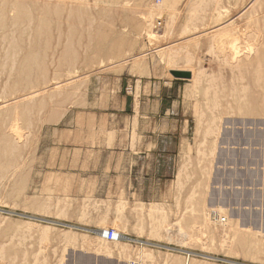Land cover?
<instances>
[{
  "label": "rangeland",
  "instance_id": "rangeland-1",
  "mask_svg": "<svg viewBox=\"0 0 264 264\" xmlns=\"http://www.w3.org/2000/svg\"><path fill=\"white\" fill-rule=\"evenodd\" d=\"M79 1L84 2L0 0V101L36 84L46 87L33 99L0 109V264H77L78 256L89 258L88 264H149L140 258L139 241L149 243L144 251L154 255L153 264H182L185 251L200 264H264L262 102L256 99L259 110L248 111L222 93L246 86L258 90L248 85L249 69L242 64L244 48L264 41V21L248 15L258 5ZM43 14L51 21H40ZM146 14L153 17L150 30L161 36L148 39L140 25ZM44 24L52 30L43 39L37 29ZM217 27L227 39L220 45L213 42ZM227 43H238V67ZM64 46L71 48L63 53ZM32 47L36 52L28 53ZM24 56L35 59L34 65L24 63ZM56 81L60 85L51 87ZM153 114L158 125L166 123L164 115L171 125H188L187 138L165 162L154 158L137 133L153 125ZM14 123L17 138L10 133ZM153 162L156 175H171L170 180L158 197H139L136 190L147 188L139 180ZM207 206L223 209L222 223L232 220L237 230L222 237L201 225L196 209ZM100 227L139 241L126 242V254L110 258L67 242L82 236L93 241L90 231Z\"/></svg>",
  "mask_w": 264,
  "mask_h": 264
},
{
  "label": "bare ground",
  "instance_id": "bare-ground-1",
  "mask_svg": "<svg viewBox=\"0 0 264 264\" xmlns=\"http://www.w3.org/2000/svg\"><path fill=\"white\" fill-rule=\"evenodd\" d=\"M58 1V0H57ZM69 1V0H68ZM75 3H77V4H82L84 1H79V0H73ZM240 1V0H239ZM86 2V1H85ZM96 2V1H95ZM174 2V1H173ZM239 3V2H238ZM243 3H245V2H243ZM237 4V3H236ZM258 5V8L257 9H255L254 7L251 9V11L249 12V19L250 20H252L253 22H256V21H259L260 19L261 20H263L264 21V0H253V3H252V6H254V5ZM123 6V5H122ZM130 7V6H129ZM240 7V6H239ZM18 8H20V7H18ZM263 8V9H262ZM223 9V8H222ZM236 9V8H235ZM68 10V9H67ZM79 10V9H78ZM48 12V11H47ZM123 12V11H122ZM127 12V11H126ZM150 12V11H149ZM128 13V12H127ZM260 13H262V15L261 16H258V14H260ZM11 14V13H10ZM18 14H20V13H17L16 14V16L18 15ZM25 13H21V16H23ZM50 14H51V12H50ZM123 14H124V12H123ZM66 15V14H65ZM41 17H43L42 19L41 18H39L40 19V21H42L43 23L45 22V19H47L49 22L51 21V20H49L50 18L49 17H47V15L46 14H43V16H41ZM51 17H52V14H51ZM170 17H172V15L170 16ZM169 17V18H170ZM49 18V19H48ZM55 18V17H54ZM238 18H240V17H238ZM8 19H10L9 17H8ZM84 19V18H83ZM141 19H142V21H141V26L147 31V36L148 37H150V38H148L149 40L151 39V38H154V37H159V36H161L162 34H155L153 31H151L150 30V25H151V23H152V19H153V17H152V15L150 14H146V15H142L141 16ZM171 19V18H170ZM1 20V19H0ZM59 20V19H58ZM62 20V19H61ZM60 20V21H61ZM85 20V19H84ZM219 20V19H218ZM218 20L217 21H215V22H217L218 23ZM55 21V20H54ZM75 21V20H74ZM139 21V20H138ZM190 21V20H189ZM188 21V22H189ZM198 21V20H197ZM212 21H213V18H212ZM225 21V20H224ZM249 21V20H248ZM4 22V21H3ZM7 22V21H6ZM5 22V23H6ZM170 22H173L172 21V19H171V21ZM208 22V21H207ZM227 22V21H226ZM11 23V22H10ZM9 23V24H10ZM216 23V24H217ZM220 23V22H219ZM233 23V22H232ZM8 24V25H9ZM14 24V23H13ZM53 24V23H52ZM155 24V23H154ZM159 24V23H158ZM185 24V23H184ZM193 24H195L194 22H193ZM51 25V24H50ZM86 25V24H85ZM169 25H170V23H169ZM211 25V24H210ZM213 25V24H212ZM18 27H19V25H17ZM16 26V27H17ZM55 26V27H54ZM155 26V25H154ZM190 26H191V24H190ZM206 26V25H205ZM2 27V26H1ZM30 27V26H29ZM50 27V26H49ZM49 27H47L46 26V24H44V27H40V28H38L37 29V32H38V35H42V37H43V35L44 36H46V38L48 37V34H51L50 32H49ZM78 27V26H77ZM87 27V26H86ZM186 26H183V28L184 29H186L185 28ZM212 27V26H211ZM224 27V26H223ZM228 27H230V26H228ZM15 28V27H14ZM28 28V27H27ZM37 28V27H36ZM53 28H56V24H54L53 25ZM66 28V27H65ZM182 28V29H183ZM205 28V27H204ZM10 29V28H9ZM18 29V28H17ZM17 29H16V31H17ZM19 29H21L20 27H19ZM26 29V28H25ZM30 29V28H29ZM97 29V28H96ZM214 29V28H213ZM212 29V30H213ZM0 30H1V28H0ZM50 30H52V28L50 29ZM55 30V29H54ZM145 30H143V31H145ZM175 30V29H174ZM173 30V31H174ZM221 30V27L220 28H218L217 27V29H216V34L215 35H212L213 36V42H217V43H219V45H220V43H225V42H227V39L225 38V37H222V36H220L218 33H219V31ZM235 30V29H234ZM237 30V29H236ZM2 31V30H1ZM6 32H7V29L5 30ZM182 31H184V30H182ZM186 31H187V29H186ZM195 31H197V30H195ZM204 31H205V29H204ZM230 32L232 31L231 29L229 30ZM9 32V31H8ZM56 32V31H55ZM82 32H83V30H82ZM81 32V33H82ZM188 32V31H187ZM20 33V32H19ZM27 33H28V31H27ZM80 33V32H79ZM78 33V34H79ZM163 33V32H162ZM170 33V32H169ZM185 33V32H184ZM188 33H190V32H188ZM205 33V32H204ZM215 33V32H214ZM240 33V32H239ZM14 34H16V32L14 33ZM56 34V33H55ZM143 34V33H142ZM145 34H146V32H145ZM182 34H183V32H182ZM186 34V33H185ZM184 34V35H185ZM2 35V34H1ZM0 35V36H1ZM5 35H7L6 33H5ZM75 35V34H74ZM82 35H83V33H82ZM97 35V34H96ZM141 35V34H140ZM203 35V34H202ZM13 36H15V35H13ZM22 36V35H21ZM29 36H30V31H29ZM37 36V35H36ZM35 36V37H36ZM56 36V35H55ZM66 36V35H65ZM86 36V35H85ZM201 36V35H200ZM211 36V37H212ZM264 36V35H263ZM20 36H18V38H19ZM23 37V36H22ZM22 37H20V38H22ZM84 37V36H83ZM261 37V36H260ZM5 38V37H4ZM61 38V37H60ZM155 38V39H156ZM190 38V37H189ZM9 39V38H8ZM39 39V38H38ZM43 39H44V37H43ZM43 39H39L40 41L39 42H42V40ZM183 39V38H182ZM199 39V38H198ZM201 39V38H200ZM16 40V39H15ZM264 40V39H263ZM4 41H6V39L4 40ZM152 41H153V39H152ZM200 41V40H199ZM261 40H255V42L254 43H250V44H248L247 45V47L246 48H244L245 50V54H244V57H245V61H243L242 62V64H243V66H245V67H247L249 70L247 71V73H246V75L248 76V78H249V80H250V82L248 83V85H252V86H257L258 87V90H253L252 88H249L248 86H246L245 88L243 87V88H241V89H239V88H233V89H227V90H223V95H224V93H225V97H227V96H232L233 97V100H234V103L239 107V108H246L245 110H248V111H250V110H253V111H258L259 109H257V108H255L256 106L254 105L255 104V101H256V99H258V98H260L261 99V104H262V106H260L261 108V110H259V111H262V112H264L263 110H264V41H262V42H260ZM19 42V41H18ZM46 42V45L48 44V41L46 40L45 41ZM188 41H186V43H187ZM4 43V42H3ZM174 43V42H173ZM183 43V42H182ZM185 43V44H186ZM5 44V43H4ZM17 44V43H16ZM42 44H43V42H42ZM176 44V43H175ZM174 44V45H175ZM180 44V43H179ZM185 44H184V46H185ZM198 44V43H197ZM228 44V48H229V55H230V59L234 62L233 64H234V66L236 67L237 65L239 66V63H240V56H241V53H240V49H239V47H238V43H231L230 45H229V43H227ZM29 45V44H28ZM170 45H171V43H170ZM174 45H173V47H174ZM31 46V45H30ZM32 46H33V44H32ZM41 46V45H40ZM183 46V47H184ZM188 46V45H187ZM186 46V47H187ZM222 46V45H221ZM15 48L14 49H12V55H11V59L13 60L12 61V65H14L15 64V56H16V50L18 49L16 46H14ZM21 47V46H20ZM28 47V46H27ZM165 47V46H164ZM167 47H171V46H167ZM175 47H177L176 45H175ZM211 47H212V45H211ZM210 47V48H211ZM1 48H2V46H1ZM6 48V47H5ZM71 48V46L70 47H68V46H64V52L63 53H65V52H67L69 49ZM178 48V47H177ZM209 48V49H210ZM216 48V47H215ZM3 49V48H2ZM168 50H169V48H167ZM166 49V50H167ZM175 49V48H174ZM4 50V49H3ZM40 50V49H39ZM57 50V49H56ZM156 50V49H155ZM167 50V51H168ZM186 50V49H185ZM5 51V50H4ZM19 51V50H18ZM42 51V50H41ZM44 51V50H43ZM42 51V52H43ZM47 51H49V50H47ZM172 51H173V49H172ZM219 51V50H218ZM221 51V50H220ZM224 51H226V50H224ZM35 53L36 52V50H34L33 51V47L31 48V50H28V53ZM113 52V51H112ZM243 52V51H242ZM38 53V52H37ZM38 54H40V53H38ZM168 54H169V52H168ZM168 54H167V56H168ZM174 54H172V56H173ZM185 55H186V53H185ZM37 56V55H36ZM72 56V55H71ZM163 56V55H162ZM176 56V55H175ZM13 57V58H12ZM39 58V57H38ZM37 58V59H38ZM68 58V57H67ZM72 59H73V57H71ZM168 58H170L169 56H168ZM167 58V59H168ZM129 59V58H128ZM176 59V58H175ZM42 60V59H41ZM40 60V61H41ZM126 60V59H125ZM172 60H174V59H172ZM24 63H26L27 65H28V62H32L31 63V65L33 64L34 65V63H35V59H33L31 56L29 57H27V56H24ZM22 61V62H23ZM225 61V60H224ZM227 61V60H226ZM9 62V61H8ZM7 62V63H8ZM236 63V64H235ZM10 64V63H9ZM36 64H37V62H36ZM140 64V63H139ZM227 64V63H226ZM230 64V63H229ZM229 64H227V66H229ZM22 65H24V64H21L20 63V67L22 66ZM32 65V66H33ZM40 65V64H39ZM134 65H136V63L134 64ZM32 66H29L30 68L32 67ZM36 66V65H35ZM59 66V65H58ZM139 67H140V65H138ZM233 66V67H234ZM237 66V67H238ZM13 67V66H12ZM19 67V68H20ZM37 67V66H36ZM135 67H137V66H135ZM231 67V66H230ZM22 68V67H21ZM39 69H41V68H39ZM139 69V68H138ZM230 69H235V68H230ZM22 69H20V71H21ZM29 70V69H28ZM32 70V69H31ZM12 71V70H11ZM23 71V70H22ZM22 71L20 72V75H21V77H23L22 76ZM41 71V70H40ZM237 71H238V68H237ZM25 72V71H24ZM24 72H23V74H24ZM32 72V71H31ZM77 71L75 70L74 72H72V73H70V75H72L73 73H76ZM37 73V72H36ZM35 73V74H36ZM55 73H57V72H55ZM14 74V73H13ZM38 75H40V73H37ZM48 74V73H47ZM238 74H239V72H238ZM19 75V76H20ZM26 75V74H25ZM27 75H31V74H27ZM59 75V74H58ZM26 76H24V78H25ZM232 77H234V76H232ZM27 78V77H26ZM43 78H45V75L43 76ZM236 79H237V77H235ZM38 79V78H37ZM54 79V78H53ZM70 79H72V76H70V77H68L66 80H70ZM232 79V78H231ZM240 79V78H239ZM22 80V79H21ZM26 80V79H25ZM29 80H30V77H29ZM241 80V79H240ZM14 81H15V79H14ZM39 81H42V80H39ZM236 81H239V80H236ZM23 82V81H22ZM27 82H29V81H27ZM30 83H32L31 81H30ZM41 83V82H40ZM243 83V82H242ZM22 84V83H21ZM28 84V83H27ZM14 85H16V84H14ZM24 85H26V84H24ZM23 85V86H24ZM58 85H60V82H54L53 83V85L51 86V87H56V86H58ZM22 86V87H23ZM27 86V85H26ZM30 86V85H29ZM35 87H37L38 85L36 84V85H34ZM45 86V85H44ZM14 87V86H13ZM32 88H33V86H31ZM30 87V88H31ZM34 87V89L33 90H31V91H27V92H25V93H23V94H21V95H19V96H14V97H12L11 99H9V100H4V101H0V109L1 108H6V107H8L9 105L10 106H16L18 103H19V101H24L25 99H33V98H35V96H37L38 94H40L41 92H43V91H45L46 90V87H42V88H39V86H38V88H35ZM224 87V86H223ZM25 87H23L22 89H24ZM27 88V87H26ZM210 88V87H209ZM221 88H222V86H221ZM225 88V87H224ZM29 89V88H28ZM211 90H213L214 89V87H212V88H210ZM61 90V89H60ZM207 90H209V89H207ZM12 91H16V90H12ZM26 91V90H25ZM23 91H21V93H22ZM215 92V91H214ZM9 93H13V92H9ZM248 93V94H247ZM205 94H206V92H205ZM3 99V98H2ZM232 99V98H231ZM224 100V98H222V101ZM224 103V102H223ZM229 104V103H228ZM229 106V105H228ZM217 108H218V106H217ZM227 108V107H226ZM242 109H239V110H242ZM213 122V121H212ZM212 124V123H211ZM11 127V129H10V133H12V135L14 136V138H17V136H16V134H18L19 132H18V130H19V128H17L16 126H15V123H14V125H12V126H10ZM216 128V127H215ZM18 129V130H17ZM221 133V132H220ZM8 136V135H7ZM222 136V135H221ZM15 140V139H14ZM218 144V143H217ZM220 144V143H219ZM212 152V151H211ZM34 207V206H33ZM71 208V207H70ZM206 209H207V212H206ZM206 209H204V208H199V209H196V211L198 212L197 213V215H196V218L199 220V219H201L202 221V223H201V225H205V226H208V227H210L209 229H211L212 230V232H213V234H217V235H220V236H224V237H227V235H229V233L232 231V230H237V228H236V226L234 227V225H232L231 223H230V221H232V220H229V225L228 224H223L222 223V221L223 220H221L222 219V215L221 214H223L224 213V211H223V209H221L220 207H212L211 209L210 208H208V206L206 207ZM70 210V209H69ZM45 212V211H44ZM61 213V212H60ZM149 213H151V208H149ZM207 213V214H206ZM155 214V213H154ZM52 215V214H51ZM170 228V227H169ZM180 228H181V226H180ZM84 229V228H83ZM182 229V228H181ZM108 230V228H106V227H100V228H98V229H96V230H91L90 232L91 233H93V237H94V240L92 241L91 239L89 240V238H87L86 236H82V238H81V240L80 241H78V240H76L75 238H67V242H68V244H71V245H73L74 247L75 246H78V247H80L81 248V250H93L94 252H95V254L97 255V256H102V257H107V258H110V257H113V256H123V255H125L126 254V250H125V243L126 242H128V241H130V240H132L131 238H128V237H126L120 230H118V229H115L114 231L116 232V233H118V234H120L121 235V237L120 238H118L117 240H112V241H109V240H107L106 239V237L103 235V233H106V231ZM261 231V230H260ZM41 232V231H40ZM178 232V231H177ZM180 232V231H179ZM178 232V233H179ZM182 232V231H181ZM3 234V233H2ZM13 234V233H12ZM30 234V233H29ZM33 234V233H32ZM62 234V233H61ZM65 234L66 233H64V235H63V237H65ZM194 235V234H193ZM193 235H192V237H193ZM10 236H11V234H10ZM183 237H185V238H188V239H191V235L189 234V233H183ZM10 239H12V238H10ZM167 239V238H166ZM169 239V238H168ZM24 240V239H23ZM9 241V240H8ZM132 241H139V240H135V239H133ZM145 241V240H144ZM228 241V240H227ZM62 242H63V240H62ZM140 245H142V247H141V250H139L140 252V258L142 259V262L144 261V263H145V260H146V262L147 263H149V264H153V263H155L154 262V255H152V254H150L149 252H147L146 250L144 251V249H146V245L147 244H149L148 242H138ZM6 244H7V242H6ZM4 245V244H3ZM2 245V246H3ZM155 245V244H154ZM157 246H159L158 244H157ZM161 246V245H160ZM1 248V247H0ZM167 248V247H166ZM64 250V249H63ZM130 250V249H129ZM129 252H131V250L129 251ZM138 252V251H137ZM37 255H38V253L37 252H35ZM184 254H185V259H184V263H182V264H200V263H197L196 261H195V259L193 258V256L195 255L194 253H191V252H189V251H185V252H183ZM62 254V253H61ZM193 256H192V255ZM3 255V254H2ZM129 256V255H128ZM138 256V255H137ZM204 256V255H203ZM131 257V256H130ZM2 258V257H1ZM62 258V257H61ZM30 259V258H29ZM35 259H36V256H35ZM43 260V259H42ZM34 261V260H33ZM87 261H89V258L88 259H85L84 257H82V256H78V260H77V264H88V262ZM21 262V261H20ZM19 262V263H20ZM62 262V261H61ZM130 262H132V261H130ZM90 263V262H89ZM235 263V262H234ZM32 264V263H31ZM60 264V263H59ZM75 264V263H74Z\"/></svg>",
  "mask_w": 264,
  "mask_h": 264
},
{
  "label": "crops",
  "instance_id": "crops-1",
  "mask_svg": "<svg viewBox=\"0 0 264 264\" xmlns=\"http://www.w3.org/2000/svg\"><path fill=\"white\" fill-rule=\"evenodd\" d=\"M153 91L154 88H153ZM156 92V91H155ZM159 91L157 92V94ZM150 116V115H149ZM165 116L166 123L162 125L156 124L155 114H153L154 123L153 125H148L147 127H138L137 133L143 138L144 143L151 145L152 150H154V158H158L162 162L165 160H171L169 157V153H174L176 150L180 148L182 145V141L187 138L188 134V125L184 124H176L171 125L169 118ZM151 119V120H152ZM150 121V119H148ZM160 151L159 154H156L158 150ZM157 155V156H156ZM141 161L142 160H137ZM144 163V161H143ZM165 168L167 165H164ZM156 165L153 162L152 168L150 169V173H144V176H141L139 183L147 182V188L138 189L137 195L139 197H158L162 193V184L164 185L166 182L170 180L169 175H167L164 179L156 175ZM169 171V167L168 170ZM234 173L232 171L228 172V175L231 177ZM107 178V177H106ZM169 179V180H168ZM103 192V188H101ZM264 204V203H263Z\"/></svg>",
  "mask_w": 264,
  "mask_h": 264
},
{
  "label": "built area",
  "instance_id": "built-area-1",
  "mask_svg": "<svg viewBox=\"0 0 264 264\" xmlns=\"http://www.w3.org/2000/svg\"><path fill=\"white\" fill-rule=\"evenodd\" d=\"M103 235L106 237L107 240L112 241V240H117L118 238L121 237L120 234L116 233L114 229H108L106 233H103ZM138 264V263H137Z\"/></svg>",
  "mask_w": 264,
  "mask_h": 264
},
{
  "label": "water",
  "instance_id": "water-1",
  "mask_svg": "<svg viewBox=\"0 0 264 264\" xmlns=\"http://www.w3.org/2000/svg\"><path fill=\"white\" fill-rule=\"evenodd\" d=\"M175 76H177L176 74H175ZM179 76V75H178Z\"/></svg>",
  "mask_w": 264,
  "mask_h": 264
}]
</instances>
